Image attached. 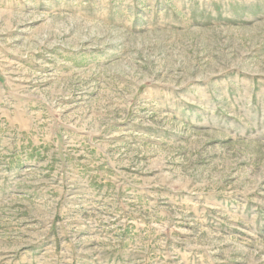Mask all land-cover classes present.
<instances>
[{"label": "rangeland", "instance_id": "1", "mask_svg": "<svg viewBox=\"0 0 264 264\" xmlns=\"http://www.w3.org/2000/svg\"><path fill=\"white\" fill-rule=\"evenodd\" d=\"M0 264H264V0H0Z\"/></svg>", "mask_w": 264, "mask_h": 264}]
</instances>
